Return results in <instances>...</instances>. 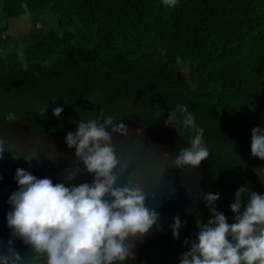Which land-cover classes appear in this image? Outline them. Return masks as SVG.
Segmentation results:
<instances>
[{"label": "trees", "instance_id": "16d2710c", "mask_svg": "<svg viewBox=\"0 0 264 264\" xmlns=\"http://www.w3.org/2000/svg\"><path fill=\"white\" fill-rule=\"evenodd\" d=\"M44 10L56 14V27L39 16ZM26 12L29 30L11 34L9 20ZM179 105L204 129L208 192L233 223L237 188L264 194V160L251 154L252 129L264 128V0H0V122L13 113L12 122L65 142L80 120L159 121L178 155L195 135ZM241 199L246 205L248 194ZM211 218L205 204L179 238L156 237L125 264H179L196 223Z\"/></svg>", "mask_w": 264, "mask_h": 264}, {"label": "clouds", "instance_id": "9594fccd", "mask_svg": "<svg viewBox=\"0 0 264 264\" xmlns=\"http://www.w3.org/2000/svg\"><path fill=\"white\" fill-rule=\"evenodd\" d=\"M163 2L172 7L177 0ZM47 107L39 115L44 116ZM62 111L63 107L58 106L53 115L59 117ZM177 111L187 113V108L179 105ZM174 117L175 112L170 113L165 123L170 125ZM6 119L12 122L16 117L9 113ZM183 125L194 130L195 135L191 146L182 149L173 164L180 168L198 167L209 156L202 140L204 129L197 127L191 113H187ZM114 133L126 136L128 128L123 122L114 124L108 116L102 123L95 119L80 120L77 130L65 137L67 146L75 149V156L94 175L90 183L54 184L50 178H38L23 168L16 169L14 180L18 190L9 196L7 225L13 236L30 246L35 256H46V264H123L133 255L127 238L143 236L158 221L159 213L146 206L147 194L142 189L130 184L117 185L114 169L119 160L112 143ZM4 144L0 137V158ZM251 154L264 160V128L260 126L251 132ZM80 171L77 166L67 173L66 179H75ZM242 194L249 196L246 205ZM219 199L218 193L205 194L213 218L196 223V238L190 249L180 254L179 264H264V194L237 188L235 200L230 204L235 213L233 223L213 206ZM173 219L172 234L179 238L182 223L179 216ZM8 244V254L0 253V264H20L24 257L11 247V240Z\"/></svg>", "mask_w": 264, "mask_h": 264}, {"label": "water", "instance_id": "95a60500", "mask_svg": "<svg viewBox=\"0 0 264 264\" xmlns=\"http://www.w3.org/2000/svg\"><path fill=\"white\" fill-rule=\"evenodd\" d=\"M121 122L128 128V135H112L119 160L114 169L116 183L142 189L147 194L146 206L159 213L158 221L146 234L127 238L131 252L136 254L148 241L173 232L170 225L174 217L179 216L181 220L179 230L186 228L190 217L206 204L204 196L214 181L207 158L198 167L174 166L177 154L170 149L175 146L176 138L162 122L148 125L130 119ZM0 137L5 141L0 158V253L8 254L11 240V247L24 257L20 264H46V256H35L30 246L12 235L7 225L6 217L11 209L9 196L18 190L14 180L16 169L23 168L38 178H50L54 184L66 186L90 183L94 175L75 156V149L69 148L60 137L36 135L26 124L9 121L0 122ZM77 166L81 171L75 179L67 180V173Z\"/></svg>", "mask_w": 264, "mask_h": 264}, {"label": "rangeland", "instance_id": "374dc122", "mask_svg": "<svg viewBox=\"0 0 264 264\" xmlns=\"http://www.w3.org/2000/svg\"><path fill=\"white\" fill-rule=\"evenodd\" d=\"M42 18H47L50 24L52 23V27H56V14L51 12L50 10H44L39 14ZM31 14L30 12H26L25 14L17 17L11 18L9 20V32L13 35H19L21 33L27 32L31 26ZM55 22V23H54Z\"/></svg>", "mask_w": 264, "mask_h": 264}]
</instances>
